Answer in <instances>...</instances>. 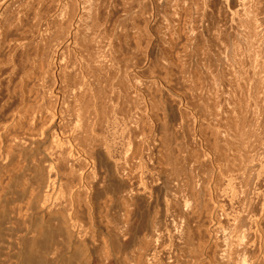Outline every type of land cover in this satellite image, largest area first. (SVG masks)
I'll use <instances>...</instances> for the list:
<instances>
[{"label":"bare ground","instance_id":"6f19581e","mask_svg":"<svg viewBox=\"0 0 264 264\" xmlns=\"http://www.w3.org/2000/svg\"><path fill=\"white\" fill-rule=\"evenodd\" d=\"M189 1L0 0V264H264V0Z\"/></svg>","mask_w":264,"mask_h":264},{"label":"rangeland","instance_id":"374dc122","mask_svg":"<svg viewBox=\"0 0 264 264\" xmlns=\"http://www.w3.org/2000/svg\"><path fill=\"white\" fill-rule=\"evenodd\" d=\"M118 1H119V4L117 5ZM121 1H122V0H116V2H117V3H116V9H115V11L113 12V15H116V17L119 16V15L122 13V11H123L122 8H123L124 4H123ZM193 1H195V2H193ZM198 1H199V2H198ZM189 2H190V4H191V3H195V4H196L195 7H194V9L191 11L192 16H194V17H195V16L198 17V14H200L202 11H205V10L210 11V12H211L212 10H214V12H215V9H214L212 6H211V7H208L207 9H206V8L203 9V3H202L203 0H190ZM198 5H199V6H198ZM118 6H120V7H118ZM196 6H197V7H196ZM117 7H118V9H117ZM132 7H133L134 9L137 7L136 2H135V3H132L131 8H132ZM124 8H125V7H124ZM148 8H149V10H151L150 6H148ZM116 10H118V11H116ZM121 10H122V11H121ZM119 12H120V13H119ZM212 12H213V11H212ZM214 12H213V13H214ZM118 13H119V15H118ZM197 13H198V14H197ZM262 13H263V16H264V7H263V10H262ZM196 14H197V15H196ZM211 15H212V14H211ZM113 17L116 18L115 16H113ZM184 17H185V18H184ZM215 17H216V16H214V14H213V15H212V18H211L212 21L215 20ZM31 18H32V16H31ZM31 18H30V19H31ZM183 18H184V19H186V18L188 19V14H187V13H186V14L183 13ZM187 19H186V20H187ZM31 20H32V19H31ZM136 24H138V23L135 22V25H136ZM212 28H213V30H212ZM212 28L209 29V33H210V34L207 33V35L204 37V41H207L208 39H210V36L212 35L213 31H215L214 27H212ZM211 31H212V32H211ZM207 37H209V38H207ZM131 39H132V38H131ZM131 39H130L129 44L132 42V45L130 44L132 47H130L129 45L127 46V45H124V44H123L124 46H127V47L125 48V47L122 45V46H123V49H121V52H120V53H122L121 55H123L124 57H125V56L127 57L128 53H130V51H131V52H134V53H136V52L139 51V48H137V47L134 48V46H135L136 43H134L135 41H131ZM132 40H133V39H132ZM183 41H184V39H182V41H181L180 44L177 46V48H175V51H177V49H178V50L180 49V47H181L182 44H183ZM204 41H203L202 39L199 40V44L202 46V45L204 44ZM209 41H210V40H209ZM209 41H208V42H209ZM200 42H201V43H200ZM202 42H203V43H202ZM181 43H182V44H181ZM133 44H134V45H133ZM144 45H145V44H143V46H144ZM136 48H137V49H136ZM125 49L127 50V52H126ZM128 49H129V50H128ZM130 49H131V50H130ZM134 50H135V51H134ZM125 52H126L127 54H126ZM123 53H125L126 55L123 54ZM138 53H139V52H138ZM138 53H137L136 55H138ZM132 69H133V68H132ZM133 70H134V69H133ZM133 70H132V71H133ZM204 76H205V75H204ZM204 76H203V78H202L203 80H202V86H201V87H202V88H201V90H202V91H201V94L203 93V91H204V93H205V90H206L205 87H207V89H209V87L211 86V84H210L209 81H205V83L203 84V82H204V80H205V79H204ZM198 105H199V103H198ZM198 108H199V109H198ZM197 109H198V110H197ZM196 110H197V112L200 110L198 113H199L200 115H203V111L201 112V107H200V105L197 106ZM200 112H201L202 114H201Z\"/></svg>","mask_w":264,"mask_h":264}]
</instances>
